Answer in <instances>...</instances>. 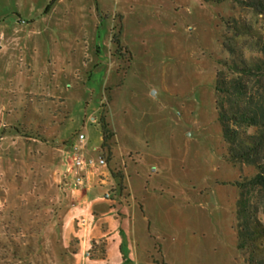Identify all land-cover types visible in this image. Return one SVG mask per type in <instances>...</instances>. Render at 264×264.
Listing matches in <instances>:
<instances>
[{
	"label": "rangeland",
	"instance_id": "374dc122",
	"mask_svg": "<svg viewBox=\"0 0 264 264\" xmlns=\"http://www.w3.org/2000/svg\"><path fill=\"white\" fill-rule=\"evenodd\" d=\"M58 1L0 0V47L11 23L31 17L34 25L15 34L28 38L27 53L33 40L53 39L60 56L41 73L24 59L17 61L25 68L20 77L0 73V264H23V222L31 225L33 245L39 242L42 227L33 225L40 217L38 182L57 183L59 155L68 163L63 152L72 145L61 133L75 141L84 133L95 145L102 115L114 133L111 154L100 151L107 166L114 155L112 164L135 163L146 175L133 195L139 217L132 229L135 245L153 247L151 263L247 264L237 248V182L255 170L227 160L215 81L231 60L225 45L246 56L264 49V15L244 5L247 0H64L73 10L54 15L58 26L51 18L41 21ZM110 172L121 177L122 166ZM67 179L64 173V187ZM109 182L106 192L125 202L124 188ZM61 191L58 196H69ZM254 199L259 207L261 197ZM51 205L44 199L42 210ZM259 209L256 258L264 256ZM107 238L93 240L91 258H106ZM79 241L70 237L68 255ZM41 247L29 264L66 261L56 259L47 235Z\"/></svg>",
	"mask_w": 264,
	"mask_h": 264
},
{
	"label": "crops",
	"instance_id": "0c3cea01",
	"mask_svg": "<svg viewBox=\"0 0 264 264\" xmlns=\"http://www.w3.org/2000/svg\"><path fill=\"white\" fill-rule=\"evenodd\" d=\"M67 1L59 0L52 7L51 11L44 16H41V21L51 18L50 25L58 26L59 20L55 18L58 12L67 13L73 10V5L65 4ZM48 12V11H47ZM46 12V13H47ZM62 18V17H61ZM24 20L14 21L11 23V34L9 38H5L4 47H0V59L5 52L3 63L0 64V73L3 71L4 75H8L12 71L16 77H20L24 74L25 68L20 66L17 61L24 59L31 65V70L39 71L46 70L53 64L55 67L60 60L59 52L56 47V41L53 39L47 40H33L31 43L32 53H27L30 42L28 38L18 36L23 29H25L33 19L31 17L23 18ZM33 24V22H31ZM34 25V24H33ZM19 33L18 35H15ZM32 41V40H31ZM49 47H47V46ZM37 50L39 52L37 53ZM45 50L49 52L47 55V61L49 63L43 64L41 58ZM82 48L79 49V57H81ZM12 57V58H11ZM14 59V62L12 61ZM52 67V66H51ZM71 135V134H70ZM87 147L85 150L86 157L88 159L97 160L102 157L101 151V134L99 136L98 143L91 145L88 136ZM59 138V137H58ZM60 139L63 141H69V144H73L75 140L70 139L68 133H61ZM64 159L68 158V154L63 152ZM111 162L106 167H97L96 169L89 171L86 175L83 185L78 186L74 182V176L77 171L71 167H68L67 163L63 164L60 160L57 164V176L56 182L50 183L49 181H39L38 187V200L36 204L39 205V215L37 219L31 221L33 225H41V231L38 236L39 242L33 245L34 239H30L34 236L31 230V225L23 222V233L30 239L26 240L22 245L23 252L20 263L29 264V258L31 256H37L42 252L43 236L47 235L50 246L56 247L57 258L59 255L62 259L66 260L62 264H152L154 258V249L152 246L140 247L135 245L133 238L136 235L133 231V222L139 217V210L133 195L136 191L143 187L146 180V175L141 172L139 165L128 166L125 163L119 161L112 164ZM122 166L121 177L113 176L110 169L116 170L119 166ZM64 173L68 174L69 179L65 182L64 187L62 185V176ZM148 173V171H146ZM149 177V176H147ZM69 180V183H68ZM108 181H113L116 185H121L124 188L123 194L126 195V201L122 198H113L106 192ZM109 182V184H110ZM15 189V188H14ZM47 189V190H43ZM52 189V190H51ZM61 189L67 190L68 195H60ZM15 191V190H14ZM55 192V193H54ZM62 192V191H61ZM56 194L55 198L49 197V194ZM49 197V198H48ZM44 199H49L52 202L51 210L47 208L42 210V204ZM55 199V203L53 202ZM69 200L73 203L69 204ZM72 206V208H71ZM48 213V211H50ZM120 212V214H119ZM121 215V216H120ZM19 220V218H18ZM25 220V219H24ZM76 226L80 229L76 231ZM105 232H104V231ZM108 236V246L106 250V258L94 259L90 257L91 243L96 238H104ZM70 237H77L79 241L78 250L72 252L70 255L68 250V244ZM58 251V252H57ZM29 252V253H27ZM54 253V252H52ZM58 253V254H57ZM162 249L158 253V258L163 260ZM29 254V255H28ZM55 264V263H54ZM57 264V263H56Z\"/></svg>",
	"mask_w": 264,
	"mask_h": 264
},
{
	"label": "trees",
	"instance_id": "16d2710c",
	"mask_svg": "<svg viewBox=\"0 0 264 264\" xmlns=\"http://www.w3.org/2000/svg\"><path fill=\"white\" fill-rule=\"evenodd\" d=\"M243 4L264 15V0ZM225 47L231 60L216 72L215 105L226 157L233 165H248L255 170L252 178L237 182V248L247 255V264H264V256L256 258L251 251L262 235L255 218L260 206L264 208V49L246 56L229 45ZM100 126L101 150L111 154L114 133L105 115ZM258 197L262 200L259 207L253 201Z\"/></svg>",
	"mask_w": 264,
	"mask_h": 264
},
{
	"label": "built area",
	"instance_id": "2783aa9c",
	"mask_svg": "<svg viewBox=\"0 0 264 264\" xmlns=\"http://www.w3.org/2000/svg\"><path fill=\"white\" fill-rule=\"evenodd\" d=\"M86 147L87 137L84 133H81L66 152L68 154V167L77 171V174L74 176V182L78 186L84 184L89 171L97 167H107L106 160L102 157L97 160L88 159L85 154Z\"/></svg>",
	"mask_w": 264,
	"mask_h": 264
}]
</instances>
